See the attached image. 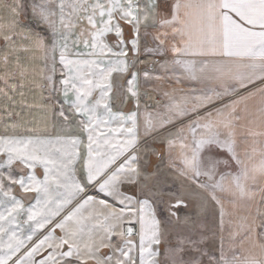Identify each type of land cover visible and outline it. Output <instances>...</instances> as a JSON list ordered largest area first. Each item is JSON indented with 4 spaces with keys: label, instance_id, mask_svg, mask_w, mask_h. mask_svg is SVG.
Returning a JSON list of instances; mask_svg holds the SVG:
<instances>
[{
    "label": "snow or ice",
    "instance_id": "1",
    "mask_svg": "<svg viewBox=\"0 0 264 264\" xmlns=\"http://www.w3.org/2000/svg\"><path fill=\"white\" fill-rule=\"evenodd\" d=\"M0 264H264V0H0Z\"/></svg>",
    "mask_w": 264,
    "mask_h": 264
}]
</instances>
